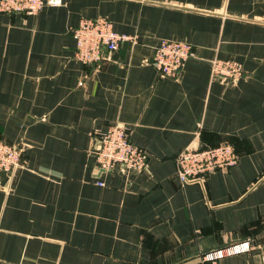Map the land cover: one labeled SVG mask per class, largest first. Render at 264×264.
<instances>
[{
  "label": "crops",
  "instance_id": "obj_1",
  "mask_svg": "<svg viewBox=\"0 0 264 264\" xmlns=\"http://www.w3.org/2000/svg\"><path fill=\"white\" fill-rule=\"evenodd\" d=\"M84 17L137 40L81 62L70 29ZM164 38L192 46L175 77L150 62ZM215 59L238 61L241 75H212ZM116 122L147 152L143 171L96 170L97 133ZM0 140L22 147L20 165L0 171V264H194L241 242L219 264H262L264 0L0 12ZM220 142L236 163L180 184L176 152Z\"/></svg>",
  "mask_w": 264,
  "mask_h": 264
},
{
  "label": "built area",
  "instance_id": "obj_2",
  "mask_svg": "<svg viewBox=\"0 0 264 264\" xmlns=\"http://www.w3.org/2000/svg\"><path fill=\"white\" fill-rule=\"evenodd\" d=\"M61 3L62 0H0V12L35 14L44 6ZM70 32L75 40L73 56L84 63L99 62L104 56V49L113 51L124 41L137 40L135 35L114 31L111 21L104 17L81 18ZM192 54V46L188 42L164 38L154 47L150 62L161 76L175 77ZM241 73L242 66L238 61L215 59L212 62L214 76L236 79ZM21 152L19 144L0 140V171L13 172L21 163ZM94 155L98 172L110 171L116 166L143 171L147 164L145 149L133 144L127 129L117 122L97 133ZM237 159L238 155L229 142L216 145L187 144L174 156L176 176L180 184L202 181L215 170H226L233 166ZM97 183L103 185L102 181L98 180ZM248 247V242H241L209 250L203 252L194 264H219V259L225 254L238 253ZM260 259L264 264V249Z\"/></svg>",
  "mask_w": 264,
  "mask_h": 264
}]
</instances>
